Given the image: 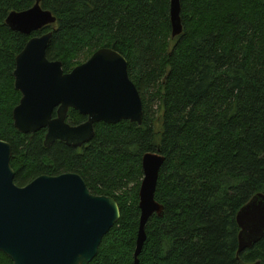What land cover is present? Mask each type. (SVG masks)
<instances>
[{
  "label": "trees",
  "instance_id": "trees-1",
  "mask_svg": "<svg viewBox=\"0 0 264 264\" xmlns=\"http://www.w3.org/2000/svg\"><path fill=\"white\" fill-rule=\"evenodd\" d=\"M34 0H0V140L13 149L15 184L77 174L121 211L91 264H135L142 159L160 153L156 201L139 264H264V238L238 255L237 215L264 194V0H181L184 32L172 37L171 0H44L57 19L31 36L13 32L10 13ZM52 33L47 57L65 73L101 49L128 61L143 125H95L82 148L45 146L46 130L23 135L13 112L16 58L34 37ZM56 116V114H55ZM88 118L70 110L67 123ZM0 264H13L0 253Z\"/></svg>",
  "mask_w": 264,
  "mask_h": 264
},
{
  "label": "water",
  "instance_id": "water-1",
  "mask_svg": "<svg viewBox=\"0 0 264 264\" xmlns=\"http://www.w3.org/2000/svg\"><path fill=\"white\" fill-rule=\"evenodd\" d=\"M24 12L9 14L6 24L31 36L57 23L34 0ZM172 37L184 32L181 0H171ZM52 33L32 38L16 58V90L22 99L13 112L15 129L23 135L46 130L45 146L56 142L82 148L95 138V125L130 122L143 125V100L129 77L128 61L112 49L97 51L90 60L65 73L60 61H50ZM70 110L88 118L79 126L67 123ZM56 114V116H55ZM12 146L0 140V253L13 264H91L105 236L118 224L121 211L110 197L95 196L77 174L41 176L26 187L15 184ZM166 159L160 153L143 156L144 179L139 192L140 223L135 252L139 264L147 241L146 228L164 207L156 199ZM238 255L264 238V194L254 196L238 213Z\"/></svg>",
  "mask_w": 264,
  "mask_h": 264
}]
</instances>
